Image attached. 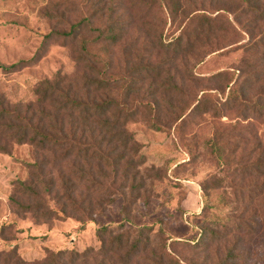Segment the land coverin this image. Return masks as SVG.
Listing matches in <instances>:
<instances>
[{
  "label": "rangeland",
  "instance_id": "1",
  "mask_svg": "<svg viewBox=\"0 0 264 264\" xmlns=\"http://www.w3.org/2000/svg\"><path fill=\"white\" fill-rule=\"evenodd\" d=\"M167 2L0 0V98L10 105L35 100L45 78L76 75L80 84L86 73L75 57L87 40L92 52L109 54L121 77L115 96L123 99L128 76L137 87L126 101L142 104L125 127L151 172L128 219L117 194L92 219L36 220L10 195L28 174L26 162L43 152L10 142L0 151V264H42L47 249L89 246L94 252L75 264H123V251L103 257L98 250L102 225L131 236L140 235V225L152 227L143 234L148 248L128 264H154L149 256L163 248L159 235L168 237L177 264H264V16L252 9H263L264 0H179L176 18ZM194 10L212 14L210 30L188 15ZM111 23L124 31L113 43L103 39ZM178 35L181 50L170 43ZM202 90L207 103L189 111ZM206 234V245L193 243Z\"/></svg>",
  "mask_w": 264,
  "mask_h": 264
},
{
  "label": "trees",
  "instance_id": "2",
  "mask_svg": "<svg viewBox=\"0 0 264 264\" xmlns=\"http://www.w3.org/2000/svg\"><path fill=\"white\" fill-rule=\"evenodd\" d=\"M164 4L166 8L168 4L173 18H176L181 9L179 0H168ZM253 7L258 17L264 16V8ZM48 15L52 16L49 12ZM188 15L198 18L200 25H207L208 30L211 29L214 19L212 14L194 10ZM183 16L186 14L183 13ZM103 32V39L113 43L124 31L121 26L111 23ZM51 35L54 32L46 34ZM181 38L182 35H178L170 43L176 49H184L180 48ZM71 41L67 37L63 38L64 43L72 44ZM85 41L83 50L75 57L76 63L83 66L86 73L80 84L76 75L45 78L39 81L35 89V100L18 101L10 105L0 98V151L8 152L10 142H28L43 152L42 157L26 162L28 174L24 179L14 182L10 195L11 202L18 210L30 211L36 220L63 218L71 214L92 219L95 214L102 213L117 194L125 199L121 212L124 219H128L131 205L147 188L145 175H151L148 171L150 166L143 165L146 156L140 151L138 140L133 131L125 127L126 122L138 113L137 106L142 104L136 102L129 105L126 101L137 87H134L132 77L128 76L124 81L123 99L115 96L113 88L121 77L112 73L109 54L103 56L92 52ZM138 69L133 68L131 73ZM205 92L202 90L196 97L189 111L207 103ZM183 115L184 112L180 113L176 119L182 120ZM151 125L161 127V124L154 122ZM53 168L57 170L56 175L52 173ZM46 198L52 199L53 204ZM139 227L141 232L138 236H131L130 230L113 234V227H97L96 235L101 242L98 250L103 252V257L123 251L125 257L122 263L128 264L148 248L143 234L148 229L152 230V227ZM159 237L163 248L158 252L152 251L155 259L153 255L149 256L150 259L154 264H164L166 258L172 264H177L179 260L173 258L166 249L168 237ZM205 237H208L207 234L193 243H203ZM180 240L170 238L169 244ZM94 250L93 246L82 250L47 249L42 264H75ZM65 257L67 260H64Z\"/></svg>",
  "mask_w": 264,
  "mask_h": 264
}]
</instances>
